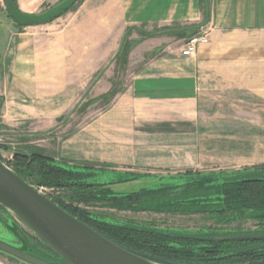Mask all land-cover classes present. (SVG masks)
Wrapping results in <instances>:
<instances>
[{
	"label": "crops",
	"instance_id": "crops-1",
	"mask_svg": "<svg viewBox=\"0 0 264 264\" xmlns=\"http://www.w3.org/2000/svg\"><path fill=\"white\" fill-rule=\"evenodd\" d=\"M61 1L14 3L36 14ZM70 24L56 49L83 47L85 59L56 55V96H36L51 98L53 107L14 102L9 77L3 94L13 119L46 120L47 130L69 127L56 136L54 161L126 176L199 171L220 162L225 128L214 119L223 114L218 102L230 94L264 99V0H84ZM201 28L208 44L182 57L184 43ZM77 67L87 70L78 74ZM99 73L90 98L114 97L72 127L78 78L87 86ZM0 264L13 263L0 256Z\"/></svg>",
	"mask_w": 264,
	"mask_h": 264
},
{
	"label": "rangeland",
	"instance_id": "rangeland-1",
	"mask_svg": "<svg viewBox=\"0 0 264 264\" xmlns=\"http://www.w3.org/2000/svg\"><path fill=\"white\" fill-rule=\"evenodd\" d=\"M84 0L78 2L63 16L52 23L39 27H19L7 15L4 1L0 0V158L3 162H10L13 153L41 154L56 159V136L68 133L69 127L58 129L56 124L46 129L48 121L15 120L9 114L10 107L4 99L5 79H12L9 83L13 88L14 102H27L31 105L45 103L53 107V100L38 99L36 96L46 93L56 96V55L61 58L76 60L85 59V53L77 46L76 51H68L65 47L56 49V38L65 27L71 26L74 13L82 6ZM62 2V1H61ZM47 5L36 14L56 6ZM87 69L77 67L76 71ZM101 74H97L87 86L85 80L78 78L76 100L72 101L73 114L70 121L73 126H78L89 121L92 117L107 108L108 102L114 97L110 92L103 98H90L91 87ZM96 79V80H95ZM86 88L82 90L84 87ZM22 89V91L20 90ZM54 89V90H53ZM37 90H40L38 93ZM31 96V99L27 98ZM7 102H11L8 100ZM222 105V115L214 117L225 131L221 132V148L218 154L220 162L205 166L198 172L200 174H214L216 176H230L235 180H241L251 173L264 172V99L253 96L241 99L239 95L230 94L218 102ZM89 108V109H88ZM88 109V111L86 110ZM224 112H227L224 115ZM69 114L62 119L61 123L67 124ZM213 118V117H212ZM65 127V126H64ZM46 129V130H44ZM62 168L76 173H93L86 181L89 183L106 184L103 189L96 190L105 197L124 196L137 193L142 190L156 189L171 184L184 183L188 178L186 171L178 173H154V174H126L114 173L109 170L85 167H75L66 163L56 161ZM6 164V163H5ZM123 179V180H122ZM36 188V187H35ZM45 196L50 199L64 197L67 190L39 187ZM108 197L106 199H108ZM73 206L97 216L101 221L113 225L135 227L138 229L156 230L176 235H199L207 232V229H215L216 224L202 215H182L172 213H157L139 211L134 204L124 202H112L106 200H94L90 204H73ZM0 218L7 221L14 220L19 227L28 235L30 232L19 224L13 217L0 209ZM225 229L220 233L231 230H239L233 233H258L264 234V224L254 220L245 222L235 221L229 225L221 226ZM218 229V228H217ZM206 230V231H205ZM0 235L7 236L0 225ZM34 241L40 244L34 237ZM13 264H22L4 255Z\"/></svg>",
	"mask_w": 264,
	"mask_h": 264
},
{
	"label": "trees",
	"instance_id": "trees-1",
	"mask_svg": "<svg viewBox=\"0 0 264 264\" xmlns=\"http://www.w3.org/2000/svg\"><path fill=\"white\" fill-rule=\"evenodd\" d=\"M0 161L3 162L1 158ZM3 163L36 188L67 190L62 199H51L52 202L102 237L153 263L264 264V234L233 233L239 230L217 234L225 230L221 226L235 221L254 220L264 224V172L251 173L244 179L235 180L225 175L188 171V179L184 183L124 196H107L106 199L96 191L106 184L86 181L93 176L92 172L66 170L52 158L41 154L15 152L10 162ZM94 200L134 204L139 211L202 215L212 220L216 228L207 229L199 235L168 234L109 224L73 206L90 204ZM38 245L46 249L41 243Z\"/></svg>",
	"mask_w": 264,
	"mask_h": 264
},
{
	"label": "water",
	"instance_id": "water-1",
	"mask_svg": "<svg viewBox=\"0 0 264 264\" xmlns=\"http://www.w3.org/2000/svg\"><path fill=\"white\" fill-rule=\"evenodd\" d=\"M8 17L19 27H39L67 13L78 0H63L39 14L19 11L14 0H3ZM123 180V179H122ZM125 180H128L125 178ZM0 207L11 218H0V254L22 264H157L112 243L58 207L40 190L22 180L0 161ZM34 237L46 249L32 240ZM247 239V238H240Z\"/></svg>",
	"mask_w": 264,
	"mask_h": 264
},
{
	"label": "built area",
	"instance_id": "built-area-1",
	"mask_svg": "<svg viewBox=\"0 0 264 264\" xmlns=\"http://www.w3.org/2000/svg\"><path fill=\"white\" fill-rule=\"evenodd\" d=\"M209 36L207 30L201 28L197 34L189 37L181 49V55L184 58L194 55L200 46L207 45Z\"/></svg>",
	"mask_w": 264,
	"mask_h": 264
}]
</instances>
